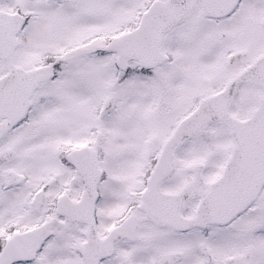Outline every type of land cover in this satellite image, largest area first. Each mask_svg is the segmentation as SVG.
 I'll list each match as a JSON object with an SVG mask.
<instances>
[{
  "label": "snow or ice",
  "instance_id": "6c2138e0",
  "mask_svg": "<svg viewBox=\"0 0 264 264\" xmlns=\"http://www.w3.org/2000/svg\"><path fill=\"white\" fill-rule=\"evenodd\" d=\"M0 264H264V0H0Z\"/></svg>",
  "mask_w": 264,
  "mask_h": 264
}]
</instances>
